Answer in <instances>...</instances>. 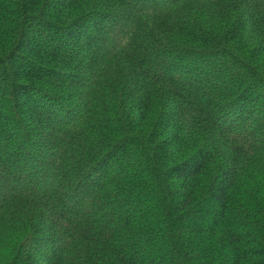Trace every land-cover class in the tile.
Here are the masks:
<instances>
[{"label":"trees","instance_id":"trees-1","mask_svg":"<svg viewBox=\"0 0 264 264\" xmlns=\"http://www.w3.org/2000/svg\"><path fill=\"white\" fill-rule=\"evenodd\" d=\"M0 264H264V0H0Z\"/></svg>","mask_w":264,"mask_h":264}]
</instances>
